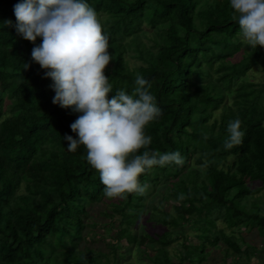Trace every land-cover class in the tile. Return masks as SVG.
Segmentation results:
<instances>
[{"label":"trees","instance_id":"trees-1","mask_svg":"<svg viewBox=\"0 0 264 264\" xmlns=\"http://www.w3.org/2000/svg\"><path fill=\"white\" fill-rule=\"evenodd\" d=\"M16 2L0 0V264H206L218 248L240 264L235 232L264 238V45H245L230 0H89L110 37L113 92L143 74L162 110L149 147L183 156L141 173L143 193L111 198L85 146L67 149L79 113L53 103L31 56L42 38L16 31ZM237 117L246 134L228 149ZM200 226L188 243L185 229ZM255 245L247 259H264Z\"/></svg>","mask_w":264,"mask_h":264},{"label":"clouds","instance_id":"clouds-1","mask_svg":"<svg viewBox=\"0 0 264 264\" xmlns=\"http://www.w3.org/2000/svg\"><path fill=\"white\" fill-rule=\"evenodd\" d=\"M230 5L245 45H264V0H230ZM14 13L19 34L33 42L42 38L34 43L31 56L53 80V103L79 113L70 125L77 135L65 133L67 149L85 146L86 159L99 171L107 197L143 193L147 185L141 183V173L157 164L183 162L178 149L149 147L153 138L146 125L162 110L148 79L136 73L131 92H113L104 71L113 59L110 37L89 0H17ZM242 123L239 117L229 121L225 148L243 143Z\"/></svg>","mask_w":264,"mask_h":264},{"label":"rangeland","instance_id":"rangeland-1","mask_svg":"<svg viewBox=\"0 0 264 264\" xmlns=\"http://www.w3.org/2000/svg\"><path fill=\"white\" fill-rule=\"evenodd\" d=\"M238 58H241V53L236 54V56L233 57L232 60H237ZM263 74L264 73L262 71H259L258 70L256 72V76L254 77V79L255 80L261 79L262 76H263ZM255 185L257 186V185H259V183H255ZM174 202H175V205H173L171 207V209H172V211H174V213L178 214L179 211H180V209L178 207V202H176V201H174ZM211 221H212V219L209 217L204 224H206V223H209L210 224ZM218 222H219V226L220 227L221 226H225L222 223V220L221 219H219ZM162 227H165V226H163V225L160 224V227L159 228H162ZM155 229H158V228H155ZM226 230L228 231L230 229H226ZM202 231L204 232L202 226H200L197 229H194V228H186L185 229V233H186L185 235L187 236V240L186 241L188 243H194V244L199 243L202 240V237L200 236V232H202ZM227 231H224V233H226V235H228ZM244 231L245 230H243V231H236L235 232V235L237 237H234V240H235L236 243H238L243 248L242 258L246 262V260H248L247 258L249 257L247 254L248 253H251L252 250H254V253L256 254L257 252L255 251V246H256L255 244L256 243H259V242L264 243V238L259 233H257L256 229H254L253 231L252 230L246 231V232H244ZM109 240L110 239H108V241ZM209 241L211 242L212 241V238H210ZM182 242H183V239H180L177 242H175L172 246H170L171 247V251H173L172 248H180ZM221 244H223V241H220V244L219 245H221ZM147 249L150 250L149 247ZM221 250L222 249H220V248H218L217 250H214V251L212 250L213 252L209 256V258L207 259L208 262H206V264H228L229 263V260L228 259L230 258V260H231L232 257H233V255L230 256V257H228V255L226 254L225 248L223 249V252ZM135 261L140 262L139 257H138V259H137V257H135Z\"/></svg>","mask_w":264,"mask_h":264},{"label":"crops","instance_id":"crops-1","mask_svg":"<svg viewBox=\"0 0 264 264\" xmlns=\"http://www.w3.org/2000/svg\"><path fill=\"white\" fill-rule=\"evenodd\" d=\"M229 261L232 263V264H235V258L233 259V257H232V259L230 260L229 259ZM240 262V261H239ZM240 264H264V259H256L255 257H251L250 259H248V260H246V262H245V260H242L241 262H240Z\"/></svg>","mask_w":264,"mask_h":264}]
</instances>
